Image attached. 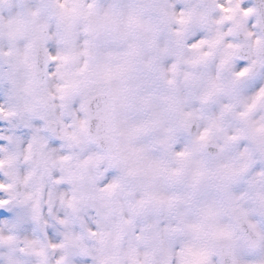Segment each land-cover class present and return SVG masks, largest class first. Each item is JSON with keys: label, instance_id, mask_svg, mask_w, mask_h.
I'll use <instances>...</instances> for the list:
<instances>
[{"label": "clouds", "instance_id": "1", "mask_svg": "<svg viewBox=\"0 0 264 264\" xmlns=\"http://www.w3.org/2000/svg\"><path fill=\"white\" fill-rule=\"evenodd\" d=\"M0 264H264V0H0Z\"/></svg>", "mask_w": 264, "mask_h": 264}]
</instances>
